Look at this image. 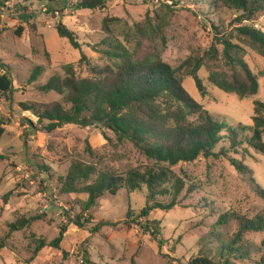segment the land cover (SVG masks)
I'll return each instance as SVG.
<instances>
[{
    "label": "rangeland",
    "instance_id": "rangeland-1",
    "mask_svg": "<svg viewBox=\"0 0 264 264\" xmlns=\"http://www.w3.org/2000/svg\"><path fill=\"white\" fill-rule=\"evenodd\" d=\"M0 1L5 2L0 11V64L10 69L17 89L9 96L0 93V123L5 127L0 139V242L5 244L0 248V264H187L199 255L219 261L221 240L214 234L231 240L238 222L231 219L216 230L214 223L218 216L235 213L253 218L264 213V200L257 192V185L264 188V154L246 142L237 152H229L230 157L243 160L252 169L250 175L239 173L228 157L201 156L173 166L179 176L196 183L198 189L190 197L182 198L173 209H156L141 219L160 221L165 241L160 245L139 225L127 223L130 208L137 213L146 205V186L133 192L122 187L115 195L107 192L96 205L84 211L83 203L88 196L64 194L60 183V177L66 175L76 160L121 175L154 161L130 141L118 142L103 125L66 124L49 132L38 124L32 112L22 109L21 103L61 101L63 95L42 92L39 86L53 75L64 76L63 67L67 64L74 65L79 77L91 76L90 65L111 64L104 53L110 47L106 42L109 40L122 43L138 59L158 56L179 69L178 75L190 95L219 119L235 126L252 125L255 101L264 102V57L247 38L236 33L235 28L240 26L236 14L210 7L206 0H200L199 4L182 1L176 6L171 0H108L104 7L96 9H77V0ZM105 19L109 31L104 28ZM59 21L76 33L80 49L59 35L55 28ZM254 24L264 31V14ZM214 25L220 26L218 33L243 48L244 59L258 78L257 94L241 98L209 81L211 70L230 72L222 56L223 45L217 44L218 59L206 57L198 72L206 87L205 94L180 68L188 58L203 57L210 50L217 34ZM20 26L24 29L18 36ZM82 53L87 60L80 62ZM37 65H43L44 71L37 81L28 83ZM28 119L38 125L31 133ZM88 145L92 153L87 150ZM205 199L215 205L214 213L205 206ZM157 200L169 202L171 198L158 196ZM17 214L27 217L45 214V218L11 232L10 224ZM83 214L93 219L79 227L73 221ZM102 221L109 225L92 232ZM66 223L69 228L61 248L47 245L30 261L35 240L50 242ZM244 239L254 247H261L264 231H248ZM84 252L91 262L84 259ZM262 255L256 250L253 259ZM232 260L243 264L241 260Z\"/></svg>",
    "mask_w": 264,
    "mask_h": 264
},
{
    "label": "trees",
    "instance_id": "trees-1",
    "mask_svg": "<svg viewBox=\"0 0 264 264\" xmlns=\"http://www.w3.org/2000/svg\"><path fill=\"white\" fill-rule=\"evenodd\" d=\"M108 0H77V9H96L104 7ZM173 6L182 1L200 3V0H171ZM210 7L221 10H230L236 14V33L247 38L250 43L264 57V31L255 27V20L264 14V0H206ZM5 2L0 1L1 6ZM172 10L170 5L165 4ZM53 9V8H52ZM63 12V11H61ZM0 14V24H1ZM108 20L104 21V28L109 31ZM248 21L250 24H244ZM55 28L61 37L67 38L70 44L80 49L76 33L59 21ZM216 36L213 45L203 57H190L182 65L187 75L191 76L201 94L206 93V87L198 72L205 64L206 57L218 59L217 44L223 45L222 56L230 72L211 70L209 81L226 92H232L241 98L257 94L259 82L243 56V48L231 41L220 31V26L214 25ZM24 27L20 26L17 35L21 36ZM108 42L105 49L111 64L105 66L90 65L91 76L79 77L73 64L63 67L64 76L53 75L39 90L45 93L56 92L63 95L61 101L49 103L24 102L21 107L30 111L38 119L42 128L51 132L66 124L80 127L103 125L111 131L118 142L130 141L136 149L148 159L154 161L140 167L127 170L125 175L116 174L109 169H99L97 165L80 160L73 161L66 173L60 177L61 192L64 194H86L83 210H89L96 205L98 199L107 192L117 194L125 187L133 192L146 186L148 201L139 211L129 209L127 217L130 221L147 231L155 240L164 244L161 237V223L158 220L147 219L156 209L171 210L182 202V198L193 195L198 187L179 176L173 166L193 162L204 156L228 157L230 163L241 174L250 175L252 169L243 161L229 156L230 151L237 152L246 142L256 151L264 154V102L255 101L252 125H233L226 120L219 119L195 100L187 91L182 78L178 75L179 69L172 67L160 57H145L138 59L120 42ZM87 57L82 53L80 62ZM0 93L12 95L16 92L14 79L10 69L0 64ZM44 71L43 65L33 68L28 83L37 81ZM30 133L37 129V124L31 120ZM250 132L251 135L247 133ZM5 133V127L0 123V139ZM220 149L217 150L218 146ZM87 150L92 153L88 145ZM254 181V180H253ZM257 192L264 200V188L257 185ZM11 192L5 195L8 199ZM181 194H183L182 197ZM158 196H170L169 202L157 200ZM205 206L215 212V205L205 199ZM215 215V214H214ZM45 214L27 217L17 214L10 224V231L23 230L36 220H43ZM93 217L77 216L75 225L84 227ZM231 219L238 222V230L231 240L225 241L219 233L214 236L221 240L218 247L219 261L207 255H199L187 264H235L233 258L241 260L243 264H264V239L261 247L245 241L248 231H264V213L253 218L223 213L214 223V229L229 223ZM109 225L100 222L93 227L92 232L101 226ZM69 223L62 224L57 236L50 242L36 239L30 261L38 252L49 245L60 249ZM5 244L1 241L0 248ZM175 247V245H174ZM261 251L260 259H253V253ZM87 262H91L87 252L83 254Z\"/></svg>",
    "mask_w": 264,
    "mask_h": 264
}]
</instances>
